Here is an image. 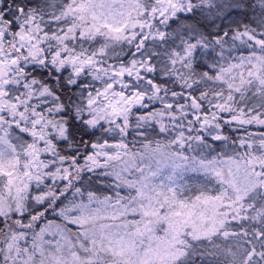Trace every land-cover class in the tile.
<instances>
[{"label":"snow or ice","instance_id":"snow-or-ice-1","mask_svg":"<svg viewBox=\"0 0 264 264\" xmlns=\"http://www.w3.org/2000/svg\"><path fill=\"white\" fill-rule=\"evenodd\" d=\"M0 264H264V0H0Z\"/></svg>","mask_w":264,"mask_h":264}]
</instances>
